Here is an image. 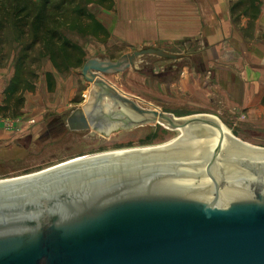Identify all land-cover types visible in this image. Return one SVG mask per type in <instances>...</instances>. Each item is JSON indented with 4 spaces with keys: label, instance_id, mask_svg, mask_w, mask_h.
<instances>
[{
    "label": "water",
    "instance_id": "obj_1",
    "mask_svg": "<svg viewBox=\"0 0 264 264\" xmlns=\"http://www.w3.org/2000/svg\"><path fill=\"white\" fill-rule=\"evenodd\" d=\"M144 56L182 57L146 48L116 63L88 61L91 89L68 117L70 130L109 136V127L163 123L198 130L201 145L82 157L0 183V264H264V155L223 148L206 115L145 109L104 79Z\"/></svg>",
    "mask_w": 264,
    "mask_h": 264
},
{
    "label": "rangeland",
    "instance_id": "obj_2",
    "mask_svg": "<svg viewBox=\"0 0 264 264\" xmlns=\"http://www.w3.org/2000/svg\"><path fill=\"white\" fill-rule=\"evenodd\" d=\"M55 3H66V8H78L90 15L99 16L102 9L94 0H54ZM91 1V2H90ZM74 2L72 5L71 3ZM0 14L3 29L0 30L2 42L0 43V65L12 64L15 70L18 59V49L21 45L29 43V39L18 40V33L14 29L12 18H5ZM62 35L80 46L84 51L83 63L78 68L67 71H57L46 57H36L33 66L29 68L31 77L29 81L36 85L34 92H25L26 97H35L33 107H40L41 112L37 120L24 117L21 110L12 107L0 115V121L11 130L10 134L0 140L1 148L10 147L12 144L27 139L29 134L39 136L42 129H37L42 123H48L53 117H61L71 112L78 106H83L85 96L91 89V83L82 76L84 65L97 58L109 57L116 63L125 54L127 48L114 41L98 40L92 36H82L77 32L64 31ZM132 54V53H130ZM6 63V64H5ZM200 63V64H199ZM176 65V66H175ZM199 57H181L177 61L161 59L158 57L144 56L135 63L134 67L124 70L123 73H109L103 75L106 81L121 93L139 99L137 102L148 110L157 108L160 112L172 114L177 118L209 115L219 118L241 141L252 146L264 148V123L257 124L248 119L220 117L215 115L214 109L203 108L199 102L204 101V93L199 92ZM7 68V67H6ZM184 69V75L182 72ZM190 68V69H188ZM53 75V89H48L46 73ZM213 97V96H212ZM25 105V104H24ZM24 107V106H23ZM5 116V117H4ZM48 119V120H47ZM34 120V124L30 121ZM264 121V120H263ZM68 131V130H67ZM65 132L57 136L44 148L38 145L31 147L26 157L20 156L8 162L0 159V180L23 177L55 166L97 153L108 152L116 149L150 146L170 142L177 139L178 132L166 130L160 125L135 127L129 130L115 131L110 136L104 137L94 131ZM22 139V140H21ZM38 153V154H37Z\"/></svg>",
    "mask_w": 264,
    "mask_h": 264
},
{
    "label": "crops",
    "instance_id": "obj_3",
    "mask_svg": "<svg viewBox=\"0 0 264 264\" xmlns=\"http://www.w3.org/2000/svg\"><path fill=\"white\" fill-rule=\"evenodd\" d=\"M112 1L113 9L102 8L95 18L107 40L127 48L124 55L155 48L199 57L205 99L199 106L220 117L264 123V0ZM13 75L11 63L0 65V106ZM35 100L26 97L24 117L39 118ZM10 132L0 121V140Z\"/></svg>",
    "mask_w": 264,
    "mask_h": 264
},
{
    "label": "trees",
    "instance_id": "obj_4",
    "mask_svg": "<svg viewBox=\"0 0 264 264\" xmlns=\"http://www.w3.org/2000/svg\"><path fill=\"white\" fill-rule=\"evenodd\" d=\"M94 2L106 10L114 7L112 0ZM65 5L66 3H55L54 0H0V14L15 20L13 27L18 33V40H30L18 49L14 75L4 91L5 99L0 106V115L10 109L11 103L15 111L22 110L25 103L23 94L35 91L36 85L29 81V68L33 66L34 60L31 57H36L34 52H37V57H46L59 72L82 65L84 51L79 45L66 39L62 32H77L102 41L109 38L105 28L94 16L90 13L85 15L81 8L70 7L63 10ZM2 24L1 21L0 30L3 29ZM2 40L0 35V43ZM53 78L52 73H46L49 90L53 89Z\"/></svg>",
    "mask_w": 264,
    "mask_h": 264
},
{
    "label": "bare ground",
    "instance_id": "obj_5",
    "mask_svg": "<svg viewBox=\"0 0 264 264\" xmlns=\"http://www.w3.org/2000/svg\"><path fill=\"white\" fill-rule=\"evenodd\" d=\"M207 117L212 119L213 121H215L216 124L222 130V133L224 136L223 148L231 146V151H248V157L257 156V155H264V148L252 146L246 142L241 141L239 138H237V136H235V134L225 124H223V122L219 118H217L215 116H207ZM184 119H188V118H184ZM159 124H160V126L164 127L166 130L178 132L180 134V136L175 140H172L170 142L163 143V144L116 149V150H112V151H108V152L89 155V156L82 158V159H96V158H105V157L118 158V157L130 156V155H149V154H153V153H157V152H170V151H178V150H187V149H190L192 147L201 145L200 135H199L198 130H193V129L173 130V129L167 127V125H164L163 123H159ZM114 129L115 128L109 127V136L111 135V133L113 134V132H115ZM118 131H120V130H118ZM116 132H117V130H116ZM95 133H99L102 136H104V131L103 132L96 131ZM104 137H108V136H104ZM78 160H80V159H78ZM35 174H37V173H35ZM7 180H10V179L0 180V183L8 182Z\"/></svg>",
    "mask_w": 264,
    "mask_h": 264
},
{
    "label": "flooded vegetation",
    "instance_id": "obj_6",
    "mask_svg": "<svg viewBox=\"0 0 264 264\" xmlns=\"http://www.w3.org/2000/svg\"><path fill=\"white\" fill-rule=\"evenodd\" d=\"M79 107L81 106H78L77 108ZM75 109H73L69 113V115H65L61 117H53L52 123L51 122L42 123V125H40V127L37 128V129L39 128L42 129V133H40L39 136H35L32 133L27 136V139L25 140L21 139L22 141L16 142L12 144L10 147H6V148L0 147L1 161L8 162L14 158L20 157L22 154L24 155V157H26V155L31 153L30 152L31 150H29L31 147L38 145L44 148L46 145L48 144L50 145L52 141L56 140L57 136H61L63 133H65L67 129L68 131L71 132L72 130H70L69 126L67 125V119ZM206 116H209V115H206ZM72 132H77V131H72Z\"/></svg>",
    "mask_w": 264,
    "mask_h": 264
},
{
    "label": "built area",
    "instance_id": "obj_7",
    "mask_svg": "<svg viewBox=\"0 0 264 264\" xmlns=\"http://www.w3.org/2000/svg\"><path fill=\"white\" fill-rule=\"evenodd\" d=\"M34 122H35L34 120H31V121H30L31 124H34Z\"/></svg>",
    "mask_w": 264,
    "mask_h": 264
}]
</instances>
